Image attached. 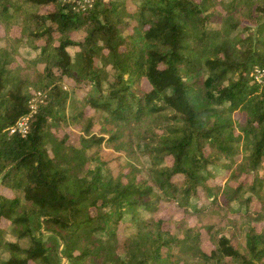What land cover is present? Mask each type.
<instances>
[{
    "label": "trees",
    "instance_id": "trees-1",
    "mask_svg": "<svg viewBox=\"0 0 264 264\" xmlns=\"http://www.w3.org/2000/svg\"><path fill=\"white\" fill-rule=\"evenodd\" d=\"M255 68L264 0H0V264H264Z\"/></svg>",
    "mask_w": 264,
    "mask_h": 264
},
{
    "label": "built area",
    "instance_id": "built-area-1",
    "mask_svg": "<svg viewBox=\"0 0 264 264\" xmlns=\"http://www.w3.org/2000/svg\"><path fill=\"white\" fill-rule=\"evenodd\" d=\"M74 3L75 10L79 11L85 9L86 7H90L94 0H69ZM255 79L259 82L263 81V78L258 79L257 77L264 76V68H256L255 69ZM40 99V93L37 92L34 96L29 100V111L25 114L21 115L13 126L10 127L9 133L14 134L18 133L20 135H26L29 129V119L31 115L34 113L36 109V102Z\"/></svg>",
    "mask_w": 264,
    "mask_h": 264
},
{
    "label": "rangeland",
    "instance_id": "rangeland-1",
    "mask_svg": "<svg viewBox=\"0 0 264 264\" xmlns=\"http://www.w3.org/2000/svg\"><path fill=\"white\" fill-rule=\"evenodd\" d=\"M67 50L71 53V54H73V49L71 48V47H68L67 48ZM20 53L24 56V57H27V58H32V57H34V55H35V53L32 51V50H30L29 48H27V47H25V46H21L20 47ZM256 69V68H255ZM254 75H255V70H254ZM264 76H262V77H260V76H258L257 78L258 79H260V78H263ZM255 78V77H254ZM103 157L105 158V159H109V158H112V157H114V155L112 154V152H110V151H108L107 149L106 150H104L103 151ZM115 164L114 163H112V166H114ZM138 168L141 170V174L143 175V176H145L146 174H147V172H146V168H147V164L145 163V162H143L142 161V163L141 164H139L138 165ZM113 170L114 171H116V168L115 167H113ZM174 212V211H173ZM134 232V229L131 227V228H129V229H125L124 230V233L127 235V234H132ZM6 256V254H5V252L3 251V250H1L0 249V258H3V257H5ZM62 264H66V262L64 261Z\"/></svg>",
    "mask_w": 264,
    "mask_h": 264
}]
</instances>
